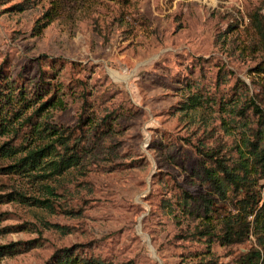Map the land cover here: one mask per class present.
<instances>
[{
  "label": "rangeland",
  "instance_id": "374dc122",
  "mask_svg": "<svg viewBox=\"0 0 264 264\" xmlns=\"http://www.w3.org/2000/svg\"><path fill=\"white\" fill-rule=\"evenodd\" d=\"M261 1L0 0V264H264V178L252 208L202 170L249 162Z\"/></svg>",
  "mask_w": 264,
  "mask_h": 264
},
{
  "label": "trees",
  "instance_id": "16d2710c",
  "mask_svg": "<svg viewBox=\"0 0 264 264\" xmlns=\"http://www.w3.org/2000/svg\"><path fill=\"white\" fill-rule=\"evenodd\" d=\"M264 0L261 1L257 7L254 8L249 13L250 23L256 30L260 41L264 44ZM0 77H1V67H0ZM246 107L253 108V116L245 112V116L249 119L247 125L248 132L244 135V146L248 150L249 155L244 158H249V162H241L240 160L234 161L231 163L227 161L222 162L220 159L215 160L214 165H204L202 164L203 174L206 179L214 185L216 188L223 192V188L230 186L235 189H244L245 197L241 199L242 206L243 204L250 205L254 207L259 203V197L261 195L260 190L254 185L253 179L255 178H264V111L256 105V102L251 100L247 102ZM252 105V106H251ZM59 136V135H57ZM60 144L64 148H68L69 144L66 143V140L60 139ZM75 143V142H74ZM49 145H45L34 150H30L28 154L21 158L20 161L16 164H25L23 167L28 165H34L42 159L43 156L48 154ZM75 153H70L66 155L63 153L59 159H51L50 167L59 170L62 167H67L70 164L75 163ZM221 177V178H220ZM226 185V186H225ZM264 186V185H263ZM264 200V195H263ZM240 205V206H241ZM260 208V206H258ZM227 221L220 222L218 225L219 232L217 233L219 238L224 241H234L241 240L243 238L244 230L247 229H236L235 226L229 225ZM4 246V245H0ZM63 257L61 258L60 264H104L101 261H90L89 259L81 258L78 259L72 256V251L70 248H64ZM260 253L258 250H253L252 253H249L246 258L243 260V264H257L258 259L260 258ZM81 260V262L79 261Z\"/></svg>",
  "mask_w": 264,
  "mask_h": 264
}]
</instances>
